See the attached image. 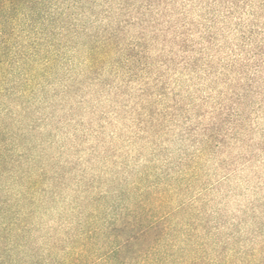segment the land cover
Masks as SVG:
<instances>
[{"label": "clouds", "instance_id": "obj_1", "mask_svg": "<svg viewBox=\"0 0 264 264\" xmlns=\"http://www.w3.org/2000/svg\"><path fill=\"white\" fill-rule=\"evenodd\" d=\"M40 11L0 32V197L23 225L19 264H67L93 233L107 247L146 193L167 221L164 264H264V0Z\"/></svg>", "mask_w": 264, "mask_h": 264}, {"label": "trees", "instance_id": "obj_2", "mask_svg": "<svg viewBox=\"0 0 264 264\" xmlns=\"http://www.w3.org/2000/svg\"><path fill=\"white\" fill-rule=\"evenodd\" d=\"M42 0H0V32L9 38L13 34L15 21L21 14L28 13L33 25L43 19L40 11ZM0 63L9 58L11 48L0 37ZM7 134L0 130V144L7 141ZM0 169L7 170V163L0 157ZM152 200V194L146 193L144 203ZM144 203L138 202L135 212H129L120 224L115 221L109 223L105 233L106 240L110 241L107 247L99 245L96 233L90 235L87 242L73 241L75 254H70L67 264H138L140 260L150 257L155 264H164L165 256L156 251L167 237V221L159 219L160 213L152 208H146ZM23 228L18 222L17 210L0 197V264H19L17 251L24 239V234H15V228ZM28 264H43L38 257H33ZM57 264H65L58 261Z\"/></svg>", "mask_w": 264, "mask_h": 264}]
</instances>
